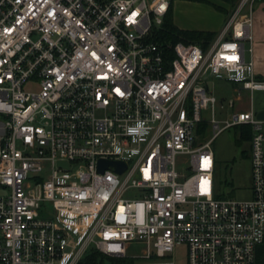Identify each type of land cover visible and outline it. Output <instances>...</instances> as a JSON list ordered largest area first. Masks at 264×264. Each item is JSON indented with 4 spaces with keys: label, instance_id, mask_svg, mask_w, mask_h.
I'll use <instances>...</instances> for the list:
<instances>
[{
    "label": "built area",
    "instance_id": "built-area-1",
    "mask_svg": "<svg viewBox=\"0 0 264 264\" xmlns=\"http://www.w3.org/2000/svg\"><path fill=\"white\" fill-rule=\"evenodd\" d=\"M172 1L0 0V264H84L90 251L174 264L178 246L185 264H256L264 110L230 98L216 120L210 88L264 92L255 0H241L204 49L156 41ZM239 126L250 135L248 200L214 183L212 142ZM132 242L145 252L128 255Z\"/></svg>",
    "mask_w": 264,
    "mask_h": 264
},
{
    "label": "rangeland",
    "instance_id": "rangeland-1",
    "mask_svg": "<svg viewBox=\"0 0 264 264\" xmlns=\"http://www.w3.org/2000/svg\"><path fill=\"white\" fill-rule=\"evenodd\" d=\"M240 2L241 0H236L232 6L224 0H202L201 2L173 0V22L179 29L213 32L219 35ZM248 8V5L245 6L241 13H248ZM251 11L254 72L256 76L264 80V1L255 0ZM210 88L218 99L215 110L216 120H224L226 115L232 112V110L219 108L221 104L226 106L230 98H235V109L237 110H248L250 107L248 101H251L256 111L264 110V92H255L252 96L241 92L237 96L229 85L218 80H215ZM201 116L207 122L211 120L209 110L202 112ZM246 130L247 128L242 126L225 129L218 134L211 145L215 159L216 191L236 200H248L251 197L250 147L249 141L242 139ZM204 136L206 140L212 136L209 125L204 131ZM1 194L3 190L0 188ZM145 250L143 242L128 243V255L130 256L141 255ZM173 259L174 264H185V251L182 246L177 247Z\"/></svg>",
    "mask_w": 264,
    "mask_h": 264
},
{
    "label": "trees",
    "instance_id": "trees-1",
    "mask_svg": "<svg viewBox=\"0 0 264 264\" xmlns=\"http://www.w3.org/2000/svg\"><path fill=\"white\" fill-rule=\"evenodd\" d=\"M193 2H201L202 0H187ZM229 2L232 6L235 4L236 0H224ZM260 1V0H259ZM264 1V0H263ZM217 35L213 32L205 31H191L179 29L175 26L173 22L172 13V3L170 9L165 16L161 27L157 30L155 39L160 43H171L176 44L178 42L192 43L198 45L201 48H205L207 44L212 42ZM242 139L244 141H249V134H245ZM110 262L113 264H123L128 262L126 259L112 260L109 259L96 251H90V253L85 257L84 264H105ZM256 264H264V243L258 248L256 255Z\"/></svg>",
    "mask_w": 264,
    "mask_h": 264
},
{
    "label": "water",
    "instance_id": "water-1",
    "mask_svg": "<svg viewBox=\"0 0 264 264\" xmlns=\"http://www.w3.org/2000/svg\"><path fill=\"white\" fill-rule=\"evenodd\" d=\"M258 118L259 119H264V112L259 113L258 114ZM107 166H113V167H115L118 172H122L123 169H124V166L122 164H120V163H113V162L101 163L100 162V164H99L100 171H102L103 169H105Z\"/></svg>",
    "mask_w": 264,
    "mask_h": 264
},
{
    "label": "crops",
    "instance_id": "crops-1",
    "mask_svg": "<svg viewBox=\"0 0 264 264\" xmlns=\"http://www.w3.org/2000/svg\"><path fill=\"white\" fill-rule=\"evenodd\" d=\"M251 28H252V26H251ZM252 30V29H251ZM252 35V34H251ZM252 43H253V38H252ZM252 61H253V56H252ZM230 88H232V87H230ZM233 90V89H232Z\"/></svg>",
    "mask_w": 264,
    "mask_h": 264
}]
</instances>
